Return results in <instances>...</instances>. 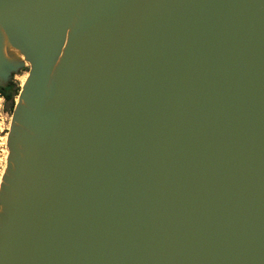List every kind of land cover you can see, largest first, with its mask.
<instances>
[{
  "label": "water",
  "instance_id": "obj_1",
  "mask_svg": "<svg viewBox=\"0 0 264 264\" xmlns=\"http://www.w3.org/2000/svg\"><path fill=\"white\" fill-rule=\"evenodd\" d=\"M25 67L0 264H264V0H0Z\"/></svg>",
  "mask_w": 264,
  "mask_h": 264
},
{
  "label": "rangeland",
  "instance_id": "obj_2",
  "mask_svg": "<svg viewBox=\"0 0 264 264\" xmlns=\"http://www.w3.org/2000/svg\"><path fill=\"white\" fill-rule=\"evenodd\" d=\"M28 70L29 67H25L23 71H20L19 73L16 74V76L14 78L11 79V81L16 82L17 84H19V88L22 89L21 85L22 81L28 77ZM12 113H8L5 114V116L3 117V122H1V126L4 128L2 135V139L0 140V142H2V151H0V180L7 168V164H8V155H9V149H8V145H7V141H6V135H7V140H8V135H9V131L11 128V124H12ZM8 128V129H7ZM7 151V152H6Z\"/></svg>",
  "mask_w": 264,
  "mask_h": 264
},
{
  "label": "trees",
  "instance_id": "obj_3",
  "mask_svg": "<svg viewBox=\"0 0 264 264\" xmlns=\"http://www.w3.org/2000/svg\"><path fill=\"white\" fill-rule=\"evenodd\" d=\"M0 91L6 98V109L13 111L15 106V98L19 95L20 88L14 82H10L7 88H1Z\"/></svg>",
  "mask_w": 264,
  "mask_h": 264
},
{
  "label": "built area",
  "instance_id": "obj_4",
  "mask_svg": "<svg viewBox=\"0 0 264 264\" xmlns=\"http://www.w3.org/2000/svg\"><path fill=\"white\" fill-rule=\"evenodd\" d=\"M14 83L17 86H19V84H17L16 82H14ZM20 91H21V89H20ZM20 91H19V93H20ZM18 97H19V95L15 98V104L18 101ZM11 112L12 111L6 109V98L3 95V93L0 91V123L3 122V117L5 116V114L8 115V113H11ZM3 131H4V128L0 124V140L3 138L2 135H1L3 133ZM1 145H2V142H0V151L2 150V146Z\"/></svg>",
  "mask_w": 264,
  "mask_h": 264
},
{
  "label": "bare ground",
  "instance_id": "obj_5",
  "mask_svg": "<svg viewBox=\"0 0 264 264\" xmlns=\"http://www.w3.org/2000/svg\"><path fill=\"white\" fill-rule=\"evenodd\" d=\"M8 52L9 53H11L12 55H14V56H16V57H18V58H20L21 60H25L24 59V56L22 55V54H20L19 52H17L16 50H14L13 48H8ZM26 66H29V63L28 62H26ZM28 78V77H27ZM27 78H25L23 81H22V84L21 85H23L24 86V84H25V82H26V80H27ZM22 86V87H23ZM6 141H7V135H6ZM7 152V151H6ZM2 178H3V176H2ZM2 178H1V180H0V183L2 182Z\"/></svg>",
  "mask_w": 264,
  "mask_h": 264
},
{
  "label": "flooded vegetation",
  "instance_id": "obj_6",
  "mask_svg": "<svg viewBox=\"0 0 264 264\" xmlns=\"http://www.w3.org/2000/svg\"><path fill=\"white\" fill-rule=\"evenodd\" d=\"M15 76H16V74H13V75H12V78H14ZM10 82H13V81H10ZM1 151H2V150H1Z\"/></svg>",
  "mask_w": 264,
  "mask_h": 264
}]
</instances>
